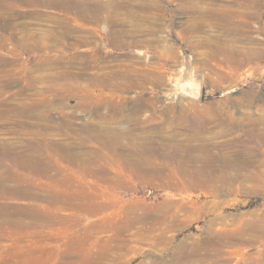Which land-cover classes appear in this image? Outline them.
<instances>
[{"label": "rangeland", "instance_id": "rangeland-1", "mask_svg": "<svg viewBox=\"0 0 264 264\" xmlns=\"http://www.w3.org/2000/svg\"><path fill=\"white\" fill-rule=\"evenodd\" d=\"M115 1L111 19L81 16L76 23L58 6L0 0V111L26 106L19 115H0V139L16 143L10 153L21 152L19 140L37 133L54 143L71 140L79 154L100 152L96 141H76L103 126L123 136L116 155L103 148L109 157L99 153L94 164L126 166L122 175L108 169L111 180L98 185L88 174L69 172L76 164L57 149L42 147L52 155L43 164L59 172L57 180L14 178L9 186L36 190L39 198L0 190V206L13 209L14 219L27 210L49 212L54 224L31 226L30 217L22 225L0 222V264H89L96 254V264H175L183 254L197 257L193 264L264 263V236L254 238L253 231L236 244L239 256L202 241L264 225V15L242 25L218 14L220 4L240 7L235 0ZM252 5L264 11V0ZM97 75L123 88L101 86V93L93 85ZM97 92L102 98L114 92L116 104L98 101ZM136 96L144 106L134 114ZM14 119L25 123V132ZM133 137L151 140L144 153ZM65 175L76 177L72 188L79 185L89 199L102 189L109 195L96 198L108 212L102 230L98 215L84 213L81 225L59 228L58 219L73 218V202L54 211L43 207V198L62 194ZM66 193L73 201L76 195ZM69 248L79 256L64 258Z\"/></svg>", "mask_w": 264, "mask_h": 264}, {"label": "bare ground", "instance_id": "bare-ground-1", "mask_svg": "<svg viewBox=\"0 0 264 264\" xmlns=\"http://www.w3.org/2000/svg\"><path fill=\"white\" fill-rule=\"evenodd\" d=\"M27 3H43L46 5H52V6H58V8H61L62 11H66V13L69 15H66L67 17H71L73 21H75L76 23H79V19L77 17H84V19H89V20H93V21H98V20H107V19H111L112 16H114V13L112 11V8H114L115 6H117L116 4H118L115 0H108V1H102V0H91L89 2H85L84 4L81 3L80 0H23ZM237 5H239L240 7H235L232 6L233 8L229 7L227 4H220L219 7H217L218 10V14H220L222 17H224L226 20H238V22L240 21L242 23V25H247V23L251 22V18H260L262 15H264V11L260 12L258 11H254L253 10V5H252V0H235ZM200 2V1H199ZM202 2V1H201ZM122 4H125L124 2H122L120 4V6H122ZM137 4V3H136ZM196 4V3H195ZM199 4V3H198ZM180 6V5H179ZM235 7V8H234ZM117 8V7H116ZM198 8V7H197ZM60 9V10H61ZM192 9V8H191ZM202 9V8H201ZM196 10V9H195ZM206 10V9H205ZM69 12L71 14H69ZM86 12H93L94 14L92 15V17L88 18V16L86 17ZM208 12V11H207ZM210 13V12H209ZM198 14V13H197ZM118 15V14H117ZM116 16V15H115ZM201 17V16H200ZM206 17V15H205ZM211 18V17H210ZM261 19V18H260ZM206 20V19H205ZM65 21V20H64ZM69 21V19H68ZM124 21V20H123ZM229 22V21H228ZM82 24V23H81ZM205 24V23H204ZM229 24V23H228ZM232 24V23H231ZM239 26V25H238ZM245 27V26H244ZM248 27V26H247ZM239 30V29H238ZM237 30V31H238ZM233 31V30H232ZM119 34V33H118ZM115 36V35H113ZM81 39V38H80ZM114 39V38H112ZM129 39V38H128ZM77 43V42H76ZM79 44H83L85 43V41H83L81 39V41H78ZM32 47V46H31ZM50 61V60H49ZM116 61V60H115ZM38 77V76H37ZM9 78V77H8ZM96 82L93 83V85L99 86V91L101 92L103 90V86H107L109 87L108 89L110 90H114L116 87L117 88H123L120 85H114L115 83H113L112 81H108V83H106V78L107 76L104 75H97L94 77ZM35 80V79H34ZM39 80V79H37ZM94 80V81H95ZM169 80V79H168ZM168 83V82H167ZM102 86V87H101ZM130 86V85H129ZM96 88V87H95ZM91 90V89H90ZM109 90V91H110ZM134 90V89H133ZM136 90V89H135ZM97 92L98 94L94 95L96 96L98 101H102L104 102H108L112 105H115L116 103H114V101L112 100V98L115 96L114 92H110L108 93L109 98H102L101 93ZM106 93V92H105ZM104 94V93H103ZM107 95V94H106ZM114 95V96H113ZM120 94H118L119 96ZM122 96V95H121ZM125 96V95H124ZM123 96V97H124ZM38 98V97H37ZM41 98V97H40ZM125 98V97H124ZM120 99V98H119ZM135 101V109L134 111H132L131 113L138 112V111H142L143 109V103H144V99L143 98H138V96H136L134 99ZM39 101V100H38ZM34 102L32 101L31 104H33ZM105 104V103H104ZM124 104V103H123ZM106 106V105H105ZM26 107V106H25ZM25 107L23 105H14V106H8V108H5L4 111H0V115H19L20 113H22L25 110ZM113 108V107H112ZM118 108V107H117ZM2 110V108H1ZM121 109H119L120 111ZM114 112V111H112ZM118 112V110H117ZM122 112V111H121ZM144 112V111H143ZM120 113V112H119ZM130 113V114H131ZM141 113V112H140ZM142 114V113H141ZM146 113H144L145 115ZM147 115V114H146ZM151 116V115H150ZM9 117V116H8ZM122 117V116H121ZM128 119H135L132 115H128L127 117ZM137 118V117H136ZM152 118V117H151ZM151 120V119H150ZM12 121V120H11ZM139 121V120H138ZM13 124L18 125L20 128V130H22V132H25L24 126L25 123L22 121H19L17 119H14V121H12ZM11 122V123H12ZM145 122V121H144ZM13 126V125H12ZM11 126V127H12ZM147 126V125H146ZM145 126V127H146ZM108 127V126H106ZM114 127V126H113ZM151 127L153 128V125H151ZM26 128V127H25ZM16 130V129H15ZM24 130V131H23ZM99 130V133H91L88 135H85L81 138L77 139V144L78 145H84L87 143H91L93 141H96V143H99V147H100V152H97L96 150H92L90 152L86 154L82 153H76L75 150H73V146H72V141H65L63 143H54L52 140H50V138L45 137L41 138V137H36L37 134H34V138H31V136L29 139L27 137H25V141L23 142L21 140H19V145L21 146V148H23V150L20 152H17L13 155V153L15 151H13L12 153H10L12 149H15L16 143L15 141L9 140V139H0V150L2 149L3 152H1L0 154V190L2 192L4 191H11V192H16V193H20L23 194L25 196H30L33 199H37L39 198V195L31 190L30 188H23V187H11L7 184L8 181L10 180H15V179H20L25 177L24 175H28V177H33V179L40 180L41 177L45 178V179H51V180H55L56 178H58V171H56L55 173H51L50 170L51 169V165H44L43 164V158L44 157H50L52 156L50 154V151L48 152V154H44L43 152V148L42 147H50V148H55L58 150L59 156L61 159L63 160H67V161H71V163H75L77 166V168H69L68 171L73 173V174H78V176L80 178H85V176L88 174L90 176L89 179L92 180L97 183L98 185L103 184V182H107L109 180H111V177L109 175L108 169H111L115 172V174H119L122 175V173L124 172V167H126L125 165H123L122 167H120V170H118L116 167V165H96L94 164V158L99 155V153L104 152L105 156L109 157V154H117L115 152L116 150V145L119 144L120 142V137L123 136V133L120 131H116V130H105V128L99 127L93 129V131H97ZM25 134V133H23ZM32 134V133H29ZM160 134V133H159ZM26 136V135H25ZM79 136V135H78ZM140 136V135H139ZM171 136V135H170ZM80 137V136H79ZM27 138V140H26ZM170 138V137H169ZM198 138V137H197ZM141 139V138H140ZM151 141V140H150ZM149 140H143V141H138V138L133 137L132 138V143L138 147V150L144 153L145 147H146V143L150 142ZM94 143V142H93ZM92 143V144H93ZM95 143V144H96ZM93 144V145H95ZM91 145V144H90ZM98 146V145H97ZM19 147V146H18ZM98 147V148H99ZM103 148H108L106 149L105 152L102 149ZM17 150V149H16ZM105 150V149H104ZM78 152V151H77ZM107 157V158H108ZM58 155L56 158H54L55 160H58ZM111 158V157H110ZM128 159V158H127ZM111 160V159H110ZM113 160V159H112ZM98 161V160H97ZM124 161V160H123ZM125 162V161H124ZM136 163L138 164L139 161H136ZM58 166V165H55ZM64 167H67L66 165H63ZM121 166V165H120ZM133 166H137V168L139 169L140 167L142 169H144V167L142 165H128V168H132ZM208 166V165H203ZM61 167V166H60ZM63 167V168H64ZM260 168V167H259ZM59 169V168H58ZM132 170V169H131ZM228 170V169H227ZM67 171V169H66ZM209 171V170H208ZM63 172V171H62ZM229 172V171H228ZM70 173V174H71ZM209 173V172H208ZM63 174V173H62ZM112 174V175H115ZM231 174V173H230ZM61 175V174H60ZM68 175V174H67ZM118 175V176H119ZM218 175V174H217ZM71 176V175H70ZM74 176V175H73ZM75 177V176H74ZM114 177V176H113ZM15 178V179H14ZM76 178V177H75ZM74 178V179H75ZM115 178H117L115 176ZM120 178V176H119ZM73 178H68L65 176H63L62 178H60L59 180V186H62L63 188H61V193H59L58 197H45L43 198L44 201H46V204H44V208L49 209L50 211H54L62 206H64V204H72L73 202V207L69 208L74 210L73 212V218H65V219H58V222H60V227L59 228H65L66 226H79L81 225V223H79V217L82 218L84 214L87 215H98L97 218L100 220L97 224V228L99 230H102L105 226V224H103V220L105 219L106 216V212L105 211V206L102 204L103 202L101 200H103L106 195L104 194V189H102L106 184L103 185L102 189L100 192H96L95 189L94 191L96 193H91L92 195L87 198V195L85 196L82 193V188L80 189L77 185V187L72 188V186L76 185L77 182L74 181ZM114 179V178H113ZM57 180V179H56ZM76 180V179H75ZM115 180V179H114ZM119 179H117L118 182ZM42 181V180H41ZM116 181V180H115ZM114 181V182H115ZM120 181V180H119ZM113 182V180H112ZM75 183V184H74ZM111 184V183H110ZM109 185V183L107 184V186ZM212 185V184H211ZM13 186V185H12ZM97 186V185H96ZM106 187V186H105ZM104 187V188H105ZM107 188V187H106ZM92 190V189H91ZM106 191L109 189H105ZM67 191H71V193H74L76 196L74 197L73 201H70V197L69 195L66 193ZM84 191V190H83ZM107 191V192H108ZM6 192V193H7ZM5 193V194H6ZM114 195V194H113ZM109 197V195H108ZM108 197H106L108 200ZM97 199H101L99 200V202L101 201L102 203H99L98 201H96ZM111 198V197H110ZM59 203V204H58ZM116 203V202H115ZM114 203V205H115ZM109 206V205H108ZM68 207V206H67ZM118 207V204H117ZM4 207L0 206V222L2 224L5 225H22L25 224L26 222L23 220L24 217H30V219H32L31 221L28 222V224H30L31 226L34 224H38L40 226H45V225H53V218L54 216L52 214H50L49 212H45V213H41L38 211H35V213H32V211L27 210L26 213L24 214V216H21L20 218L14 219L13 216V209L7 210V209H3ZM108 208V207H107ZM117 210V209H116ZM105 211V212H104ZM109 211V210H108ZM23 212V211H22ZM108 213V212H107ZM57 215H55L56 217ZM109 214L107 215L108 218ZM13 218V219H12ZM72 219V220H70ZM21 220H23V223L21 222ZM106 221V219L104 220ZM25 222V223H24ZM130 222L132 223V220H130ZM62 223V224H61ZM96 224V223H95ZM65 225V226H63ZM94 226V225H93ZM96 226V225H95ZM80 228V227H79ZM255 232L258 235H252V237L254 238H258L259 237H263L264 236V225L263 223H260L257 227L255 228H249L244 229V232L239 233V236H230V235H225V234H218L216 237H209L205 240H202L204 242L207 243H213V244H219L222 246H225L228 251H232L235 254H237V256H239L240 254L238 253V248L236 247V244H238L239 242H245L247 240L244 239V234L246 236V234H251V232ZM119 232V231H118ZM247 234V235H248ZM262 239V238H259ZM258 239V240H259ZM96 242V241H95ZM201 242V241H200ZM98 243V242H97ZM205 245V244H204ZM212 245V244H211ZM214 246V245H212ZM77 247V246H76ZM193 247V246H192ZM23 248V247H22ZM42 248V247H40ZM80 248V247H78ZM210 248V247H209ZM215 248V246H214ZM28 249V248H27ZM31 249V248H30ZM30 249L27 250L30 251ZM39 249V248H38ZM70 249V248H69ZM24 250V249H23ZM35 250V249H34ZM45 248L40 249V252H44L45 253ZM47 250V249H46ZM104 250V249H103ZM16 251L22 252V250L20 251L19 249H17ZM15 251V252H16ZM26 251V249L24 250ZM32 251V249H31ZM54 252H57L58 254V250H53ZM88 251V250H85ZM18 252V253H19ZM34 252V251H33ZM36 252V251H35ZM98 252V251H97ZM104 252V251H103ZM23 253V252H22ZM32 253V252H31ZM48 253V252H47ZM64 253V252H62ZM83 253V252H81ZM11 254V253H10ZM16 254V253H15ZM27 254V253H26ZM41 254V253H40ZM39 254V255H40ZM56 254V255H57ZM96 254V253H95ZM94 254V255H95ZM102 254V252H101ZM17 255V254H16ZM32 255V254H30ZM34 255V253H33ZM182 255V254H181ZM194 255V254H193ZM13 256V255H12ZM23 256V255H22ZM27 257V255H25ZM38 257V254L36 255ZM79 256V252L76 249H70L68 250V252L65 253V255L63 256L64 258H68L69 260L73 259V257ZM88 256V255H87ZM101 255L96 254L94 257L95 259L92 261V257H91V264H96L98 262L99 259H97L98 257H100ZM180 256V255H179ZM190 256V255H189ZM188 255L183 254L182 258H179L178 261L175 264H193L194 259H197V257H189ZM29 257V256H28ZM40 257V256H39ZM45 257V256H43ZM90 257V256H89ZM103 257V256H102ZM118 257V256H117ZM11 258V257H10ZM33 258V257H31ZM57 258V257H56ZM81 258V257H80ZM84 258V257H82ZM101 258V257H100ZM104 258V257H103ZM264 258V256L262 257ZM21 258H19L20 260ZM23 259V257H22ZM28 259V258H26ZM36 259V258H35ZM51 259V258H50ZM89 259V258H88ZM80 260V259H79ZM103 260V259H102ZM264 260V259H263ZM78 261V260H77ZM75 261V263L77 262ZM147 261V260H146ZM150 261V260H149ZM152 261V260H151ZM156 261V260H155ZM89 262V264H90ZM158 262V261H157ZM25 263V262H24ZM66 263V262H65ZM152 263V262H151ZM88 264V263H87ZM102 264V263H101ZM141 264V263H140ZM150 264V263H149ZM153 264V263H152ZM156 264V263H155ZM158 264V263H157ZM264 264V263H262Z\"/></svg>", "mask_w": 264, "mask_h": 264}, {"label": "water", "instance_id": "water-1", "mask_svg": "<svg viewBox=\"0 0 264 264\" xmlns=\"http://www.w3.org/2000/svg\"><path fill=\"white\" fill-rule=\"evenodd\" d=\"M190 89V92L192 93V94H196L197 93V89L196 88H189Z\"/></svg>", "mask_w": 264, "mask_h": 264}]
</instances>
